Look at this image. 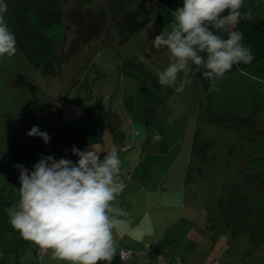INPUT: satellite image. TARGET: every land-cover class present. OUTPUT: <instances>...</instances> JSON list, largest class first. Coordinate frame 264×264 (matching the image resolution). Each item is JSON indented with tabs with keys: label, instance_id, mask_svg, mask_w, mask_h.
<instances>
[{
	"label": "rangeland",
	"instance_id": "obj_1",
	"mask_svg": "<svg viewBox=\"0 0 264 264\" xmlns=\"http://www.w3.org/2000/svg\"><path fill=\"white\" fill-rule=\"evenodd\" d=\"M61 3L66 21L49 35L65 48L80 34L82 14L88 15L85 24L93 25L101 8L108 14L113 8L112 0ZM129 11L133 9L124 7L125 16L106 19L103 35L81 49L89 55L69 58L56 77L31 66L18 46L14 56L0 57V160L12 167L6 172L16 178L15 164H24L22 157L31 146L39 154L49 150L57 160L64 140L69 149L83 144L87 149L99 138L102 150L110 151L115 145L106 122L115 114L118 132L130 135L116 146L121 172L131 166L125 176L131 173L133 182L135 169L141 170L137 184L127 185L115 200L125 202V220L129 216L134 223L129 231L124 220L113 227L117 249L151 247L162 255L154 264H264V104L260 110L232 115L230 107L236 106L226 87L208 92L193 73L183 92L176 91L182 74L177 85L162 86L158 75L172 58L151 41L168 32L151 22L125 41L118 24L128 30L139 21ZM234 79L236 75L225 83ZM228 88L232 91L230 84ZM33 126L48 133L47 145L26 135ZM154 130L161 141L153 139ZM143 175L146 181L140 180ZM2 181L0 167L1 203L9 190L11 197H20V184L6 188ZM138 257L134 253L131 262L149 264ZM117 262L115 256L112 263Z\"/></svg>",
	"mask_w": 264,
	"mask_h": 264
},
{
	"label": "clouds",
	"instance_id": "obj_2",
	"mask_svg": "<svg viewBox=\"0 0 264 264\" xmlns=\"http://www.w3.org/2000/svg\"><path fill=\"white\" fill-rule=\"evenodd\" d=\"M245 0H183V6L173 13L166 35L162 32L151 43L157 49L168 50L172 58L159 73L162 86L177 85L183 92L191 84L190 73H200L218 91L217 83L234 65H249L255 59L251 47L244 43L241 31L228 29L250 12L243 11ZM7 4L0 0V57H12L17 52L15 34L5 20ZM215 30V31H214ZM228 32L227 39L217 35ZM195 65L193 70L190 63ZM39 137L47 145L50 136L33 126L26 134ZM153 139L163 137L154 130ZM59 160L42 155L30 171L16 165L20 181V201L7 209L9 223L20 236L35 245L42 255L64 264H112L116 256L113 227L118 222L113 215L126 213L113 202L126 188L121 178L122 162L113 146L104 153L100 144L85 150L71 147L78 159Z\"/></svg>",
	"mask_w": 264,
	"mask_h": 264
},
{
	"label": "trees",
	"instance_id": "obj_3",
	"mask_svg": "<svg viewBox=\"0 0 264 264\" xmlns=\"http://www.w3.org/2000/svg\"><path fill=\"white\" fill-rule=\"evenodd\" d=\"M84 1L75 0V3L82 4L81 2ZM3 2L7 4V13L4 18L10 30L15 34L20 52L31 66L41 69L44 75L48 77L58 76L63 63H66L69 58L72 59L78 53L87 54L88 50L83 51L81 49L95 43V40L103 35L104 32L102 33V31L106 28V19L116 20L121 15L125 16L124 13H121L124 7L129 10L133 9V11L126 14L130 15V18L133 16L139 20L128 30H122L120 24H118L117 30L120 37L127 41L151 22L157 23L167 32L171 31L169 24L173 21L172 13L183 6V0H112L111 13L108 14L105 8H101L99 10L100 15L96 16V23L93 25L85 24L88 15L80 13L83 15L81 16L84 21V24L81 23L77 26L80 34L71 41L69 48H65L64 42L49 35L50 30L56 26H61L63 21H66V14L63 12L64 6L61 0L60 2L59 0H3ZM90 2L91 0H88V3ZM243 11L250 12L249 18L241 20L233 26L232 30L243 33L244 43L251 47L255 59L249 65L243 63L234 65L232 70L226 73L224 78L217 83L219 89L226 87L224 89L228 90V97L230 99L232 97L235 106L238 107V110L236 107H230L232 109L230 114L232 115L237 112L239 115L248 111L260 110L264 104V0H245ZM92 14L89 13L91 16ZM77 21V19H74V22ZM123 27L128 28L125 23ZM83 30L86 34H81ZM228 31H231V29L229 28ZM217 35L227 39L228 32L219 31ZM68 42L70 41H67L66 45ZM66 49L67 51H65ZM192 69H195V65ZM194 75L206 91H211L210 82L207 79L200 73ZM233 75H236V79L230 81V83H225ZM228 84L231 85L232 91L228 88ZM218 123L220 122L218 121ZM198 149H195V151L200 154L201 152ZM123 251L130 252V257L124 261L130 260L135 253L131 250ZM143 252L148 255H156L159 258L161 256L160 252L151 247H146ZM38 257H43L39 249Z\"/></svg>",
	"mask_w": 264,
	"mask_h": 264
},
{
	"label": "crops",
	"instance_id": "obj_4",
	"mask_svg": "<svg viewBox=\"0 0 264 264\" xmlns=\"http://www.w3.org/2000/svg\"><path fill=\"white\" fill-rule=\"evenodd\" d=\"M48 120L44 121L45 124H47ZM109 127L108 128V134L109 135V141L112 139L113 140V144L117 147L120 146V143H124V141H128V139L130 138V135H124L123 133V130L120 129V131L118 132L117 130V120L115 118V114H113V116H108V119H107V122H106ZM105 123V124H106ZM123 141V142H122ZM102 142L106 145L105 143V138L102 140ZM101 143V140L98 138L97 140L91 142V144L89 145V147L92 145V144H99ZM68 143H66V141L64 140L62 142V145L60 148H61V158H64L65 157V150L67 149L68 150V155H67V158L68 159H71L72 161H76L78 158L76 156H73L72 153H71V149H69L67 146ZM121 145V146H122ZM36 147V146H35ZM84 144L83 146L80 148V150H85L84 149ZM42 149H44V147H41ZM33 147H29L28 150H29V153L25 154L22 158L24 160V164L23 166L26 167L27 169H29L30 171L32 170V167L35 163H37V161L39 160V158L44 155V156H48V155H51V154H48L49 153V150L46 151V149L44 150H41V153L39 154L38 151H33L32 150ZM118 149V153H119V148ZM104 153H101V159H103V156L106 155L107 152H109V150H103ZM13 152H11L10 156H13L12 155ZM121 154V153H119ZM52 156V155H51ZM5 159L3 160H0V167L2 168V174H3V181H2V184L3 185H6V188H16L19 184H20V181H19V172H18V169H17V176L16 178L13 177L14 174H10L9 172H6L5 169H9L8 171L12 170V167L10 165V162L5 164ZM15 164V163H13ZM18 165V164H15V166ZM6 166V167H4ZM132 167L129 166H124L123 170H124V173L121 172V176H122V179H124L125 183H126V187L127 185H130L129 187H131L132 185L134 184H137L138 180L140 177H137L136 175H139L141 170L140 168H137L135 169V179L133 182H131V178H133L132 174H128V176L126 177L125 175L131 171H133V169H131ZM122 169V168H121ZM14 171V170H13ZM126 173V174H125ZM2 176V175H1ZM15 176V175H14ZM143 179H140V180H143V181H146L147 179V175H143ZM130 180V181H128ZM9 198V199H8ZM1 201V200H0ZM20 201V197H17V198H14L10 196V190H9V193L8 195L6 196V198H4V204L0 202V264H57L56 260L52 259V256L51 253L47 254V255H43V257H38V248L33 245L32 243L24 240L20 234L15 231L10 223H9V217L7 215V209L11 206H14V205H18ZM9 203V205H7ZM114 206H118L120 209H123L124 211V205H125V202L123 204H119L117 202H113ZM114 216V218L119 222H122L123 220V224H124V229L126 231H129V229L132 228V226L134 227V223H132V220L131 218L128 216L127 220H125V215L123 216H116L115 214H111ZM118 222H117V227L119 226L118 225ZM125 222V223H124ZM129 224L126 225V224ZM121 224V225H123ZM126 225V227H125ZM156 225V224H155ZM115 226V225H114ZM116 228V227H115ZM159 230V227H154L153 228V231L154 230ZM115 229H113V232H114ZM156 246L160 245V243L157 241L156 244H154ZM147 247V246H146ZM162 249L165 250V246H161ZM146 249V248H145ZM122 250H128V249H116V258L118 260L117 263H112V264H137L136 262H131V259L128 260V261H124L121 257V253H122ZM36 252V254H35ZM135 253H138L137 255L140 256L138 257V262L139 261H143V262H147L149 264H154V260H157L159 259V257H157L156 255H148L146 254L145 252H143V250L141 249L140 251H136ZM34 254L36 255V257L34 256ZM161 255V254H160ZM160 258H162V255L160 256ZM36 259L38 261H36ZM60 262V261H59ZM184 262V261H183ZM61 263V262H60ZM62 264H64V262H62ZM99 264H106V262H99ZM182 264V263H181Z\"/></svg>",
	"mask_w": 264,
	"mask_h": 264
},
{
	"label": "built area",
	"instance_id": "obj_5",
	"mask_svg": "<svg viewBox=\"0 0 264 264\" xmlns=\"http://www.w3.org/2000/svg\"><path fill=\"white\" fill-rule=\"evenodd\" d=\"M129 257H130V252L129 251H123L122 252L123 260H127Z\"/></svg>",
	"mask_w": 264,
	"mask_h": 264
}]
</instances>
